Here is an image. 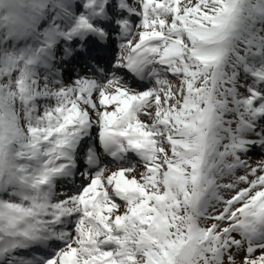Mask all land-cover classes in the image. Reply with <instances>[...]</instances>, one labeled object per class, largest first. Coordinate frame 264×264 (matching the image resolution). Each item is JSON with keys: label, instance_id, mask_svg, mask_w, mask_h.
Wrapping results in <instances>:
<instances>
[{"label": "snow or ice", "instance_id": "obj_1", "mask_svg": "<svg viewBox=\"0 0 264 264\" xmlns=\"http://www.w3.org/2000/svg\"><path fill=\"white\" fill-rule=\"evenodd\" d=\"M0 264H264V0H0Z\"/></svg>", "mask_w": 264, "mask_h": 264}, {"label": "rangeland", "instance_id": "obj_2", "mask_svg": "<svg viewBox=\"0 0 264 264\" xmlns=\"http://www.w3.org/2000/svg\"><path fill=\"white\" fill-rule=\"evenodd\" d=\"M142 119L144 120V117H142ZM146 123H151V121H148V120H145ZM252 155V159L253 161H256L259 159V153H253L251 154ZM238 174H243L242 172L241 173H238ZM243 186V185H242Z\"/></svg>", "mask_w": 264, "mask_h": 264}, {"label": "bare ground", "instance_id": "obj_3", "mask_svg": "<svg viewBox=\"0 0 264 264\" xmlns=\"http://www.w3.org/2000/svg\"><path fill=\"white\" fill-rule=\"evenodd\" d=\"M141 119H142V117H141ZM143 120V119H142Z\"/></svg>", "mask_w": 264, "mask_h": 264}]
</instances>
